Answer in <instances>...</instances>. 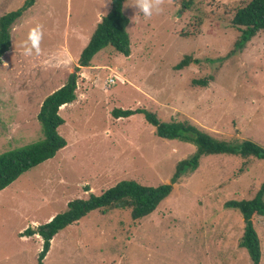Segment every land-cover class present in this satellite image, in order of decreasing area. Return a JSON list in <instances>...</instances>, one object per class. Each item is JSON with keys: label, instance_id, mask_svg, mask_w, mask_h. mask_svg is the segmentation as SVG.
I'll list each match as a JSON object with an SVG mask.
<instances>
[{"label": "rangeland", "instance_id": "1", "mask_svg": "<svg viewBox=\"0 0 264 264\" xmlns=\"http://www.w3.org/2000/svg\"><path fill=\"white\" fill-rule=\"evenodd\" d=\"M247 1L165 0L160 14L145 18L125 0L130 55L108 45L88 67L78 58L110 0H34L24 10L0 57V153L42 139L41 104L70 74L76 98L59 111L67 145L0 190V264H253L239 245L243 216L225 202L255 195L264 159L228 153L204 154L140 219L131 207L90 211L53 236L41 262L43 238L25 232L70 200L101 195L120 180L168 183L176 163L196 150L192 142L159 137L140 111L114 117L113 108H145L160 121L181 120L217 139L264 147V30L235 50L239 31L231 25ZM23 2L0 0V16ZM37 24L41 54L26 57L21 42ZM188 54L199 61L175 70ZM113 71L125 82L109 83ZM201 78L206 85L193 83ZM252 220L264 264V218Z\"/></svg>", "mask_w": 264, "mask_h": 264}, {"label": "trees", "instance_id": "2", "mask_svg": "<svg viewBox=\"0 0 264 264\" xmlns=\"http://www.w3.org/2000/svg\"><path fill=\"white\" fill-rule=\"evenodd\" d=\"M124 1L110 0L108 12L97 22L88 42L80 52L79 66H88L91 58L108 45L125 56L130 55L127 31L129 18L123 11ZM33 3L34 0H24L20 7L0 16V57L10 49L11 25ZM231 25L235 31H239L237 40L234 42V49L241 50L253 36L264 30V0H248L239 6L231 18ZM192 61L199 60L190 54L184 55L174 65V69L184 68ZM193 83L206 85L207 79H194ZM75 89L76 77L70 74L65 84L44 98L37 114L43 132L42 139L0 153V190L21 173L53 157L60 148L67 145L65 138L58 132V127L64 123L63 117L59 114V108L75 100ZM136 111L143 113L145 120L155 126V132L159 137L192 142L196 150L191 156L176 163L175 171L168 183L144 185L131 179L120 180L101 195L91 194L87 199L70 200L66 210L56 213L49 221L36 229L27 227L26 233L30 235L36 232L43 238L42 249L38 255L39 262L50 249L53 236L61 228L76 222L94 209H103L107 206L131 207L133 219L147 216L171 193L174 183L179 182L183 176L198 167L200 158L204 154L228 153L240 156L244 160L249 157L264 159V147L252 140L243 139L240 142H232L217 139L196 125L185 121L175 119L160 121L153 112L145 108L139 110L113 108L111 113L114 117H128ZM225 205L227 208L238 209L242 214L245 224L239 245L247 250L253 264H259L260 240L252 217L257 214L264 218V182L251 199L228 200Z\"/></svg>", "mask_w": 264, "mask_h": 264}, {"label": "clouds", "instance_id": "3", "mask_svg": "<svg viewBox=\"0 0 264 264\" xmlns=\"http://www.w3.org/2000/svg\"><path fill=\"white\" fill-rule=\"evenodd\" d=\"M164 2L165 0H134L132 6L137 9V12L142 13L145 18H151L154 13L160 14L163 11ZM42 39H43L42 26L37 24L28 31L26 38L21 42L23 55L26 57H31L33 55L39 56L41 54L40 43ZM90 65L91 64H89L88 66ZM88 66H84V67H88ZM110 78L113 80V82L109 81ZM107 81L109 83L116 84L118 81L125 82V78L122 76V74L119 75L115 73L111 77L107 78ZM67 104L69 103H66V105Z\"/></svg>", "mask_w": 264, "mask_h": 264}, {"label": "crops", "instance_id": "4", "mask_svg": "<svg viewBox=\"0 0 264 264\" xmlns=\"http://www.w3.org/2000/svg\"><path fill=\"white\" fill-rule=\"evenodd\" d=\"M109 8H110V7H109ZM108 10H109V9H108ZM107 12H108V11H107ZM107 12H106V13H107ZM106 13H105V14H106ZM105 14H104V15H105ZM102 16H103V15H102ZM101 18H102V17H101ZM101 18L99 17V18L97 19V22H99V21L101 20ZM95 22H96V21H95ZM95 27H96V25H95ZM95 27H94V29H95ZM74 28H75V27H74ZM79 32H80V30H79ZM92 32H93V31H92ZM79 34H81V33H78L77 37H79ZM89 38H90V37H89ZM86 40H87V39H86ZM88 40H89V39H88ZM79 41H80V40H79ZM87 42H88V41H87ZM85 45H86V44H85ZM85 45H84V46H85ZM82 49H83V48H82ZM82 67H84V66H82ZM113 72H114V71H113ZM115 73H116V74H119L118 72H114V74H115ZM64 84H65V83H64ZM62 85H63V84H62ZM62 85H61V86H62ZM61 86H60V87H61ZM58 88H59V87H58ZM52 92H53V91H52ZM63 107H64V106H63ZM49 219H50V218H49ZM49 219H48V220H49ZM48 220H47V221H48Z\"/></svg>", "mask_w": 264, "mask_h": 264}, {"label": "built area", "instance_id": "5", "mask_svg": "<svg viewBox=\"0 0 264 264\" xmlns=\"http://www.w3.org/2000/svg\"><path fill=\"white\" fill-rule=\"evenodd\" d=\"M109 81H110V82H113V80H112L111 78L109 79Z\"/></svg>", "mask_w": 264, "mask_h": 264}, {"label": "bare ground", "instance_id": "6", "mask_svg": "<svg viewBox=\"0 0 264 264\" xmlns=\"http://www.w3.org/2000/svg\"><path fill=\"white\" fill-rule=\"evenodd\" d=\"M66 105V104H65ZM65 105H63V106H65ZM63 106L61 107V108H63Z\"/></svg>", "mask_w": 264, "mask_h": 264}, {"label": "water", "instance_id": "7", "mask_svg": "<svg viewBox=\"0 0 264 264\" xmlns=\"http://www.w3.org/2000/svg\"><path fill=\"white\" fill-rule=\"evenodd\" d=\"M72 76H74V74H72Z\"/></svg>", "mask_w": 264, "mask_h": 264}]
</instances>
